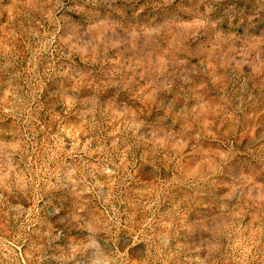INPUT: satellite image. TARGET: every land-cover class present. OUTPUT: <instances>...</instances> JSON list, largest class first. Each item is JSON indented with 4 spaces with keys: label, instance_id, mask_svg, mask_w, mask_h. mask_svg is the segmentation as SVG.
Returning <instances> with one entry per match:
<instances>
[{
    "label": "rangeland",
    "instance_id": "rangeland-1",
    "mask_svg": "<svg viewBox=\"0 0 264 264\" xmlns=\"http://www.w3.org/2000/svg\"><path fill=\"white\" fill-rule=\"evenodd\" d=\"M0 264H264V0H0Z\"/></svg>",
    "mask_w": 264,
    "mask_h": 264
}]
</instances>
